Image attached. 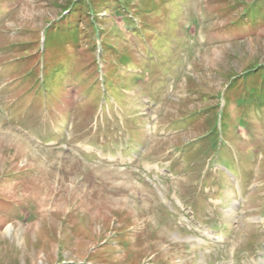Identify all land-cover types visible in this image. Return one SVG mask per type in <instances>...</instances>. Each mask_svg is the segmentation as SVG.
I'll return each instance as SVG.
<instances>
[{
  "label": "rangeland",
  "instance_id": "rangeland-1",
  "mask_svg": "<svg viewBox=\"0 0 264 264\" xmlns=\"http://www.w3.org/2000/svg\"><path fill=\"white\" fill-rule=\"evenodd\" d=\"M264 0H0V264H264Z\"/></svg>",
  "mask_w": 264,
  "mask_h": 264
},
{
  "label": "bare ground",
  "instance_id": "bare-ground-1",
  "mask_svg": "<svg viewBox=\"0 0 264 264\" xmlns=\"http://www.w3.org/2000/svg\"><path fill=\"white\" fill-rule=\"evenodd\" d=\"M262 220H264V219L262 218Z\"/></svg>",
  "mask_w": 264,
  "mask_h": 264
}]
</instances>
